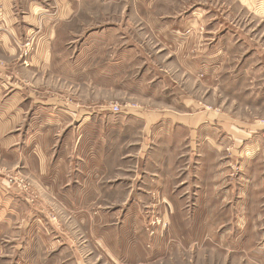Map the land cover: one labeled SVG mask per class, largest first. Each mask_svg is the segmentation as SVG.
Returning <instances> with one entry per match:
<instances>
[{
  "label": "rangeland",
  "instance_id": "1",
  "mask_svg": "<svg viewBox=\"0 0 264 264\" xmlns=\"http://www.w3.org/2000/svg\"><path fill=\"white\" fill-rule=\"evenodd\" d=\"M28 39L0 75L76 128L0 148V264H264V153L243 184L171 126L264 133V0H84L44 69Z\"/></svg>",
  "mask_w": 264,
  "mask_h": 264
},
{
  "label": "crops",
  "instance_id": "2",
  "mask_svg": "<svg viewBox=\"0 0 264 264\" xmlns=\"http://www.w3.org/2000/svg\"><path fill=\"white\" fill-rule=\"evenodd\" d=\"M82 1L84 0H0V54L13 57L22 53L24 40L30 37V66L44 69L49 65L50 45L55 39L56 31L63 22L69 20L73 9ZM143 1L148 4L151 0ZM51 101L54 103V100H44L27 94L21 87L0 75V148L3 152H12L18 147L25 148L31 142H38V138L45 135L46 129L48 132L64 126L69 135L72 133L75 136L76 126L73 121L76 116L71 113L66 115L58 110L54 112L50 107ZM89 115L84 117L85 121ZM134 115L135 120H142V125L149 124V117L139 113ZM211 120L208 117L195 124L172 120L171 126H183L191 136L188 137L193 142L191 145L196 144L191 147L186 139L187 147L184 151L188 157L206 149L214 153L217 159L214 164L217 166L220 165L219 153L225 152L224 149L230 142L234 143L233 148L244 155L239 160L241 175L244 177L243 184L253 183L250 180L253 172L249 162L256 158L253 153H260L259 158L263 159L261 154L264 153V133L261 128L254 127L241 134H234L224 129L221 121ZM244 190L246 188L241 191ZM260 198L264 199V196Z\"/></svg>",
  "mask_w": 264,
  "mask_h": 264
},
{
  "label": "built area",
  "instance_id": "3",
  "mask_svg": "<svg viewBox=\"0 0 264 264\" xmlns=\"http://www.w3.org/2000/svg\"><path fill=\"white\" fill-rule=\"evenodd\" d=\"M121 110H122V108L121 107H118L116 105H112V107H111V111H113V112H119Z\"/></svg>",
  "mask_w": 264,
  "mask_h": 264
}]
</instances>
